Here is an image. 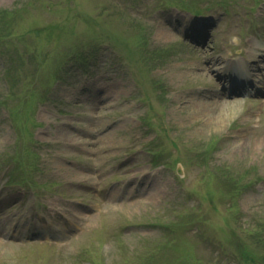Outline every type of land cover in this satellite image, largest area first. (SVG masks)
<instances>
[{"label": "rangeland", "instance_id": "obj_1", "mask_svg": "<svg viewBox=\"0 0 264 264\" xmlns=\"http://www.w3.org/2000/svg\"><path fill=\"white\" fill-rule=\"evenodd\" d=\"M2 9L16 20L0 22V189L16 182L0 202V264H117L122 241L131 250L182 216L166 260L186 247L201 264H264L246 231L264 225V0ZM241 62L253 91L227 92Z\"/></svg>", "mask_w": 264, "mask_h": 264}, {"label": "trees", "instance_id": "obj_2", "mask_svg": "<svg viewBox=\"0 0 264 264\" xmlns=\"http://www.w3.org/2000/svg\"><path fill=\"white\" fill-rule=\"evenodd\" d=\"M179 6L186 7L185 5H179ZM191 7L190 9L194 8V7L192 8ZM15 14H16V10H12V9L0 10V22L5 23L6 25H8L10 21L14 22L16 20ZM3 35H9V34L0 33V39H3ZM95 47H92L90 50H92ZM74 52L79 53L78 57L83 55V50H80L79 48H77L73 51L65 52L64 58L68 57L70 54ZM86 58L87 56L83 59H86ZM58 67H59V62L57 63V68ZM36 71H37V67H36ZM53 71L55 72L49 74V78L51 79L56 78V70L54 69ZM39 74H40L39 72L35 73L34 74L35 78L38 77ZM36 93L37 92L33 91L32 95H36ZM205 156L206 154L202 153V157H201L202 162L204 161ZM244 172L245 170L238 171L236 172L237 174H235L237 176H234L233 179H231L230 177V179L232 180V187L234 191H237V188H239L240 180L243 176L242 173ZM191 217L192 216H190L187 220H185L184 217L182 216L180 220L161 222L160 224L164 231L162 235L155 237L154 239H150L146 237L144 238L143 243L140 246L134 247L131 250H126V249L123 250V247H122L121 252L119 253V255H122L120 258L122 259V261L118 263L116 262V263L117 264H197V261L201 263L198 257L190 255L187 252H181V251H180L181 253H179L177 256L172 257L171 262L164 258L165 251H167V249L169 250L170 248L172 249L174 243L176 242V235H177L176 233L178 231L176 226L177 225L184 226L186 222H188V220H192ZM257 228H254V229L246 228L248 236L256 238L257 242L259 243L262 242L264 244V225L258 226ZM242 243L244 244L243 241ZM82 250L83 252L80 254V256H83L84 259L88 258L89 250L87 249L86 250L82 249ZM261 255L264 258V253H262ZM248 258L252 259L253 256L249 255Z\"/></svg>", "mask_w": 264, "mask_h": 264}, {"label": "bare ground", "instance_id": "obj_3", "mask_svg": "<svg viewBox=\"0 0 264 264\" xmlns=\"http://www.w3.org/2000/svg\"><path fill=\"white\" fill-rule=\"evenodd\" d=\"M243 70V74H241L240 76H239V78L240 79H243V78H248V76H250L251 75V71L248 69V67H246V68H244V69H242Z\"/></svg>", "mask_w": 264, "mask_h": 264}, {"label": "water", "instance_id": "obj_4", "mask_svg": "<svg viewBox=\"0 0 264 264\" xmlns=\"http://www.w3.org/2000/svg\"><path fill=\"white\" fill-rule=\"evenodd\" d=\"M180 170V169H179ZM180 172H181V170H180Z\"/></svg>", "mask_w": 264, "mask_h": 264}]
</instances>
